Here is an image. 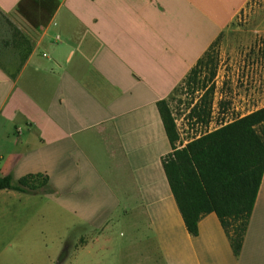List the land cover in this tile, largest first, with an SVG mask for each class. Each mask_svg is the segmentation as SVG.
<instances>
[{"label":"crops","instance_id":"crops-1","mask_svg":"<svg viewBox=\"0 0 264 264\" xmlns=\"http://www.w3.org/2000/svg\"><path fill=\"white\" fill-rule=\"evenodd\" d=\"M250 1L0 0L32 49L1 54L0 177L49 179L0 190V244L52 254L30 264H264V175L239 256L215 214L192 236L158 110L181 149L264 108V11L236 25Z\"/></svg>","mask_w":264,"mask_h":264},{"label":"trees","instance_id":"trees-1","mask_svg":"<svg viewBox=\"0 0 264 264\" xmlns=\"http://www.w3.org/2000/svg\"><path fill=\"white\" fill-rule=\"evenodd\" d=\"M14 44L21 62L31 54L29 42L15 29ZM18 39V40H17ZM158 110L173 152L164 171L186 229L197 236L203 217L215 214L239 256L264 175V108L177 148L180 134L165 101ZM49 185L44 175L17 181L0 177V190L37 192ZM63 254L58 264L64 261Z\"/></svg>","mask_w":264,"mask_h":264},{"label":"rangeland","instance_id":"rangeland-1","mask_svg":"<svg viewBox=\"0 0 264 264\" xmlns=\"http://www.w3.org/2000/svg\"><path fill=\"white\" fill-rule=\"evenodd\" d=\"M264 0H251L248 5L242 10L240 13V16L238 18V21L236 22V25H244V23H248L249 21H254L257 14L264 10ZM15 32V27L13 25H10L8 21L4 19L2 15H0V59L2 58V55L4 51L10 50L13 55L16 57L17 54H21L19 50L13 51L12 48L7 47V43H10L13 34ZM2 54V55H1ZM51 256L52 254H20L15 253L12 250L5 249L4 246L0 244V264H30L32 261H35L37 259H44L47 256ZM68 258V255L64 258V261L60 264H66L64 263L66 259ZM35 264V263H34Z\"/></svg>","mask_w":264,"mask_h":264}]
</instances>
